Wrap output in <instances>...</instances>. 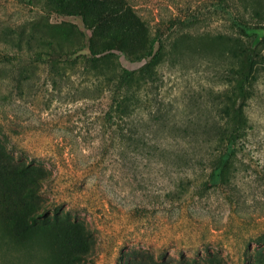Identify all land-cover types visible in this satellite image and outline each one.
I'll use <instances>...</instances> for the list:
<instances>
[{
	"label": "rangeland",
	"instance_id": "374dc122",
	"mask_svg": "<svg viewBox=\"0 0 264 264\" xmlns=\"http://www.w3.org/2000/svg\"><path fill=\"white\" fill-rule=\"evenodd\" d=\"M160 40L122 118L104 75ZM241 40L264 52V0H0V264H264V76L227 191L201 127Z\"/></svg>",
	"mask_w": 264,
	"mask_h": 264
},
{
	"label": "trees",
	"instance_id": "16d2710c",
	"mask_svg": "<svg viewBox=\"0 0 264 264\" xmlns=\"http://www.w3.org/2000/svg\"><path fill=\"white\" fill-rule=\"evenodd\" d=\"M82 49L83 47H80L69 52L66 59L73 63L91 62L96 66L102 57L95 54L81 55L79 51ZM172 50L173 46L169 48L162 40L156 46L145 41H135L123 52L131 58L130 60L142 61V64L136 68L123 66L116 77L104 75L111 103L122 118L132 115L136 109L151 102L149 92L160 80L159 66ZM228 52L232 57L226 74L228 85L216 92V98L220 99L218 108L221 117L218 115L212 119L208 118L201 126L205 129L204 142L210 154L208 163L219 171L218 185L226 188V191L238 176L237 172L242 167L249 169L251 165L239 156L247 149L249 136L254 129L248 106L257 97L258 84L264 76V52L258 50L257 44L252 46L245 41H237ZM218 77L221 78L220 75ZM226 99L231 100L230 104H226ZM225 114L228 119L224 118ZM205 183L210 184L208 181Z\"/></svg>",
	"mask_w": 264,
	"mask_h": 264
}]
</instances>
